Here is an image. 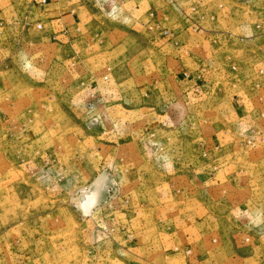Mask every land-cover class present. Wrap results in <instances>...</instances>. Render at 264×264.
<instances>
[{
    "label": "rangeland",
    "instance_id": "obj_1",
    "mask_svg": "<svg viewBox=\"0 0 264 264\" xmlns=\"http://www.w3.org/2000/svg\"><path fill=\"white\" fill-rule=\"evenodd\" d=\"M237 3L208 7L199 25L221 35L211 41L215 47L200 42L183 50L199 58L195 68L207 67L208 56L217 62L216 76L264 68V9ZM87 4L93 18L79 42L64 48L38 45L28 27L0 34V264H140L125 235L169 216L209 217L240 236L228 241L239 258L222 249V264H264V118L251 113L239 120L231 110L232 96L249 94V86L231 79L230 88L219 80L194 87L185 135L138 132L125 160L112 163L116 153L106 137L80 120L86 101L80 84L110 69L105 87L111 76L157 63L148 49L154 39L163 56L174 48L166 30L159 33L152 17L131 4ZM254 99L264 105V91ZM39 121L45 128L27 138ZM218 132L236 156L217 168L201 154ZM252 251L257 260H243Z\"/></svg>",
    "mask_w": 264,
    "mask_h": 264
},
{
    "label": "crops",
    "instance_id": "obj_2",
    "mask_svg": "<svg viewBox=\"0 0 264 264\" xmlns=\"http://www.w3.org/2000/svg\"><path fill=\"white\" fill-rule=\"evenodd\" d=\"M20 1L21 3L15 0L7 3L0 1V34L28 27L27 32L33 29L35 41L40 46L64 48L79 42V33L85 32L88 21L94 16L93 10L87 4L88 0ZM119 1L131 4L144 16L150 15L151 22L159 33H162V29L168 31L167 40L174 49L171 48L173 52L163 56L162 51L156 49V39L155 43L149 41L153 46L148 49L153 50L157 63L143 66L141 72L133 76H111L112 82L105 87L101 85L99 89V94L106 103L91 107L85 105V101L81 103L83 107L80 106L79 109L80 120L88 128L98 130L95 134L97 137H106V146L112 153H116L112 155L109 152L112 163L125 160L126 147L131 146L135 138L143 135L145 131H167L185 135L189 117H192L188 116L187 100L194 87H212L219 80L222 88L225 85L230 88V80L237 79L235 83L239 88L247 85L250 91L249 94L245 91L232 96L233 115L241 120L251 113L264 114V105L258 104L259 100L254 99L256 90L264 91V76H261L264 68L258 71L253 67L245 76L242 73L230 74L225 69L222 76H216L217 62L212 57L205 59L207 67L195 68L199 58L183 51L200 42H209L210 46L215 47L211 41L216 35L220 36V32L203 29L199 22L204 21L203 15L207 16L208 7L218 0H117ZM228 1L252 3L264 9V0ZM211 15L214 14L211 12ZM163 25H169L170 30L164 29ZM206 46L208 47L204 44ZM137 59L139 62L151 60L150 57L143 61L142 57ZM231 70L234 71L233 68ZM43 124L42 121L32 122L26 133L27 138L32 139L39 129L45 128ZM138 132L141 134L138 135ZM219 133L206 139L208 145H217V150L210 154V160L217 168L232 162L236 156L235 146L227 144ZM28 141L30 144L34 143V140ZM223 230L225 224L221 226L209 217L169 216L130 236L124 234L126 237L123 243L140 264H178L180 261L183 264H222L219 259L220 256L223 257L222 249H232L230 255L235 257L233 260L239 258L228 241L235 236L240 239V236H229ZM257 252L252 251L243 260L256 261Z\"/></svg>",
    "mask_w": 264,
    "mask_h": 264
},
{
    "label": "built area",
    "instance_id": "obj_3",
    "mask_svg": "<svg viewBox=\"0 0 264 264\" xmlns=\"http://www.w3.org/2000/svg\"><path fill=\"white\" fill-rule=\"evenodd\" d=\"M167 32H164V35H166ZM110 69H106V72L100 76L99 79L96 78H91V80H87L85 82H82L80 85L86 95V101L87 106L91 107L94 104H104L106 103L105 99L103 96L99 94V89L101 88V84H107L110 79ZM260 117L264 118V114H260ZM217 150V145H212L210 148L206 147L205 150H203V153L201 154L203 159L208 160L210 152L216 151Z\"/></svg>",
    "mask_w": 264,
    "mask_h": 264
}]
</instances>
